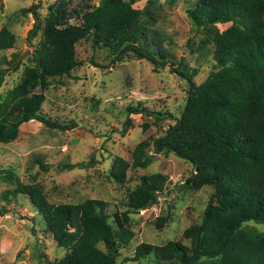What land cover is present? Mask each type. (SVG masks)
I'll list each match as a JSON object with an SVG mask.
<instances>
[{
	"label": "trees",
	"instance_id": "obj_1",
	"mask_svg": "<svg viewBox=\"0 0 264 264\" xmlns=\"http://www.w3.org/2000/svg\"><path fill=\"white\" fill-rule=\"evenodd\" d=\"M136 1L101 0L84 11L77 23L68 22L64 3L50 9L41 28L35 64L24 68L17 86L6 94L0 143L14 140L19 126L30 120L67 129L26 108L43 101V93L35 88H46L52 78L70 75L79 65L75 44L81 39L90 38L119 58L130 54L143 58L155 68L170 63L157 31L141 22L142 10L133 7ZM186 12L195 29H203L213 42L217 67L196 84V70L178 64L175 71L189 86L180 117L152 144L139 142L131 162L116 156L109 176L121 183L129 168H145L151 162L152 146L154 153L171 152L191 163L184 186L213 188L201 221L183 231L189 246L179 240L163 245L141 243L136 257L153 254L162 260L175 259L177 264H264V232L243 226L248 221L264 224V0H194ZM33 17L38 20L35 12ZM218 23L230 24L220 30ZM38 29L35 22L28 36L33 37ZM14 41V34L1 27L0 50L11 48ZM18 65L19 61L13 68ZM6 73V68L0 69V87ZM127 112L122 135L132 126L131 113L152 114L134 105ZM1 174L8 179L13 176L9 168H0ZM167 179L162 173L142 175L129 192L128 208L115 215V225L109 222L104 200L53 204L37 186L17 183L16 190L28 195L57 246L66 250L49 264H116L120 245L127 246L134 236L127 215L155 201Z\"/></svg>",
	"mask_w": 264,
	"mask_h": 264
},
{
	"label": "rangeland",
	"instance_id": "obj_2",
	"mask_svg": "<svg viewBox=\"0 0 264 264\" xmlns=\"http://www.w3.org/2000/svg\"><path fill=\"white\" fill-rule=\"evenodd\" d=\"M100 1L0 0V28L5 26L15 36L11 48L0 50V69H7L0 87V117L7 110L6 94L17 86L24 68L35 64L41 28L50 9L64 3L68 22L77 23L84 11ZM193 1L139 0L133 4L142 10L141 22L157 31L168 51L170 63L163 67L155 68L131 54L119 58L115 51L87 38L75 44L79 65L70 75L52 78L44 89L35 88L43 93V101L26 109L67 129L30 120L19 126L14 140L0 143V168L13 173L12 179L0 175V264H49L66 251L57 246L28 195L16 190L17 183L37 186L53 204L104 200L109 222L115 225V215L128 208L129 192L142 175L153 173L165 174L168 179L155 201L127 215L134 236L127 246L120 245L116 264H177L175 259L162 260L153 254L136 257L135 250L141 243L163 245L169 240L189 246L183 231L201 221L213 188L184 186L191 163L171 152L154 153L152 146L148 152L151 162L145 168H129L124 182H115L109 170L116 156L131 162L139 142L152 144L180 117L189 86L175 71L178 64L196 70V84L217 67L213 42L203 29H195L186 12ZM35 22L40 29L29 37ZM229 24L216 27L224 30ZM130 105L152 114L131 113L132 126L122 135ZM243 226L264 232L261 223L248 221ZM98 245L105 250L103 243Z\"/></svg>",
	"mask_w": 264,
	"mask_h": 264
}]
</instances>
